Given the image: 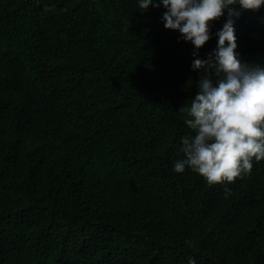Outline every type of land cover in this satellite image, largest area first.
<instances>
[{"label": "trees", "instance_id": "obj_1", "mask_svg": "<svg viewBox=\"0 0 264 264\" xmlns=\"http://www.w3.org/2000/svg\"><path fill=\"white\" fill-rule=\"evenodd\" d=\"M138 5L0 0V264H264V160L231 183L174 171L227 10L194 57ZM234 27L264 65V6Z\"/></svg>", "mask_w": 264, "mask_h": 264}, {"label": "clouds", "instance_id": "obj_2", "mask_svg": "<svg viewBox=\"0 0 264 264\" xmlns=\"http://www.w3.org/2000/svg\"><path fill=\"white\" fill-rule=\"evenodd\" d=\"M161 4L166 9L161 17L164 27L190 41L194 57L211 39L210 22L227 10L216 33V48L207 59L192 61V70L202 73L199 91L178 111L186 114L193 134L182 137L183 158L174 163V171L191 169L209 185L250 175L254 160H264V65L241 60L234 25L242 11L260 10L264 0H139L138 8L145 12ZM224 195L228 198L231 189L225 187Z\"/></svg>", "mask_w": 264, "mask_h": 264}]
</instances>
